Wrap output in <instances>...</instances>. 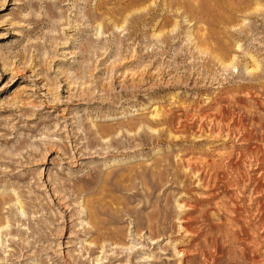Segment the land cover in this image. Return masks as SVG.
<instances>
[{
    "label": "rangeland",
    "instance_id": "1",
    "mask_svg": "<svg viewBox=\"0 0 264 264\" xmlns=\"http://www.w3.org/2000/svg\"><path fill=\"white\" fill-rule=\"evenodd\" d=\"M181 1L200 6L195 19L159 0L136 31L135 13L111 24L119 0H0V264H200L215 241L220 264H264V0ZM171 16L167 45L153 34ZM208 28L236 68L206 64L190 34ZM145 69L155 80L140 90ZM161 165L162 187L136 176ZM173 169L197 170L189 193Z\"/></svg>",
    "mask_w": 264,
    "mask_h": 264
},
{
    "label": "bare ground",
    "instance_id": "2",
    "mask_svg": "<svg viewBox=\"0 0 264 264\" xmlns=\"http://www.w3.org/2000/svg\"><path fill=\"white\" fill-rule=\"evenodd\" d=\"M119 1L124 5V7L121 10H118V11H116L115 9L106 10V11L104 10L105 13L107 14V16L111 15V18L114 17V19L112 20V23H111L114 28L123 29L126 21H128L129 15H133L134 13H135V20H134V16H133L132 23L135 22L136 31L141 30V22H143V23L144 22H148V24H154L153 22L156 20L157 16H159V15H157L156 8H153V6H152L153 4H155V5H157V7H159L160 6L158 4L159 0H119ZM174 6L179 8V10L183 9V13L187 14V15H190V17L192 19H195L196 16H194V14L196 12L200 13V6H195V4L193 2H192V4L190 6H187V3L185 1L182 2L181 0H171L170 7H174ZM258 8H259V6H256L252 10L253 13H257L259 11ZM100 9H101V4H99L97 10L100 11ZM144 11H146V13H144ZM116 16H120V19L117 18ZM91 17H92V19H94L96 21H100V23L98 22L99 23V28H101L102 24H103L104 27L107 26L106 25V19L102 17V14H98L97 12H94V13L91 14ZM174 17H177V14H174ZM111 18H110V20H111ZM216 18H218V20L221 19L222 21H225V18L222 17L221 15L220 16L218 15ZM231 21L232 20H230V22ZM161 23H163V25L161 27H159V25ZM161 23L157 27L159 29V31L157 33H154L153 37L162 38L167 45H170V39H171L170 34L173 33L176 30V28L178 27L177 26L178 22L174 21V18L171 16V21L170 22H168L167 18H162ZM166 27H168V28L166 29ZM215 32H217V31H214V29H209L208 28L205 31H203L201 35H199L200 30H198V31H196L194 33H191L190 34V38L192 39V42L194 43V46L198 50L199 53H201L202 55H207L208 57H210L208 62L206 63L207 65L209 63H211V62L217 61V62L221 63V65L222 64H223V66L225 65L226 68L227 67L230 68L231 66H234L236 68L239 64L238 65L236 64L237 66L234 65L235 57H233L228 52V49L232 45V42L228 43L224 39L218 37L217 36L218 33L216 34ZM159 55H164V53H157L156 54V56H159ZM149 56H154V54L153 53L148 54L147 57H149ZM135 57L137 58V62L139 63V66L143 65L145 56L144 55H135ZM161 57H163V56H161ZM194 58H195V56H194ZM249 59H250V61L248 63L250 64L249 66L251 67L250 72H252V74L253 73L255 74L258 70H260L261 64H260L259 61L254 59L253 56H249ZM150 63L152 65L154 64L153 62H150ZM159 70L161 71V73H159V76H161V79H162V78H165L168 75H171L172 73L173 74L176 73L178 71V68L177 69H173L171 71H165V70H162L161 68ZM139 76L141 77V79L137 82V87H138V89L140 87V90H141L142 86L146 85V82L148 83L149 80H151V81L155 80V78H154L155 76H153V74L151 73L150 70H146L145 69V71H142L141 73H139ZM188 78H190V77H188ZM178 81L180 82V80H178ZM171 86H172V84H171ZM158 87L160 88L159 90L163 89V86H161V85H158ZM140 90H138L137 92H140ZM148 91H150V89ZM157 91H158L157 89H154V92H157ZM131 94L135 95V91L133 93H131ZM156 116H161V115H160V113H156ZM169 122H170V120L165 118V119H162V120H160L158 122L156 121L155 123L149 125V127L151 129L152 128L156 129V126L167 124ZM97 128H98V134L101 136V138H104V139H107V138L112 137L115 134H117V131L113 130L114 127L112 129H110V128H104V127L97 126ZM133 130H135V125L130 126V130L129 131H133ZM162 133L165 134L166 132L162 131ZM177 158H178V156H177ZM200 165H198V166H200ZM170 166H172V165H161V167H158L155 171H152V172L143 171V172H141L139 174H136V176L137 177L138 176L143 177V180H144L145 184L148 185V188H150L151 190H155V189L158 188V186L161 185V182L165 179V177L166 178L168 177L169 173H168V169L167 168H169ZM201 166H200V168H201ZM196 168H197L198 171L200 170V169H198V167H196ZM173 170H174V172L172 174L173 177H174L173 183H176L178 185H180V184L182 185V183H183L184 185L182 187L180 185V187L183 190H185L186 192L189 193L190 192V188H189V185L187 184V181L190 179L191 174H193V175L196 174L197 170L193 171L191 169L189 171V173L180 172L179 170H175V169H173ZM212 171H214V170H212ZM212 171L210 172L208 170V168L205 169V178H206V175H207L208 176L207 178L210 179L209 181L213 180L214 182L220 181L221 183H223L224 178L222 177V175L221 174H215L214 175V174H212ZM215 171H216V169H215ZM216 172H218V171H216ZM216 172H214V173H216ZM132 180H135V173L131 174L130 181H132ZM160 187H162V186H160ZM131 189H123V190H131ZM190 199H191V197H190ZM157 203H158V201L155 204H157ZM168 204L169 203L167 201V205ZM179 207H182V206L179 205ZM262 209L263 208L260 205V209H259V212H260L259 215L260 216L258 215L259 216L258 224H259L260 227L263 226V224H264V217H263L264 215H262V213H263ZM112 212L117 213L118 209L112 210ZM167 217H168V213H167V211L165 209V210H163L161 212L159 218H157V221L155 223V228L157 227V225H159V226L162 225L161 224L162 221L166 220ZM1 224H3V221H2ZM112 237L114 239H118L119 240L120 239L119 232H114L112 234ZM213 244L214 245H210V244L206 245V243H205L206 247L204 248V250H202V253H201V256L204 258L203 259L204 261H202V263H200V264H220V262H219L220 258L218 256L219 255V249H218V246H217L218 243H217V241H215ZM227 264H236V262L232 258V259H229Z\"/></svg>",
    "mask_w": 264,
    "mask_h": 264
}]
</instances>
